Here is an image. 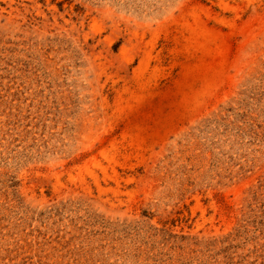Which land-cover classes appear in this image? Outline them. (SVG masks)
<instances>
[{"label": "rangeland", "instance_id": "rangeland-1", "mask_svg": "<svg viewBox=\"0 0 264 264\" xmlns=\"http://www.w3.org/2000/svg\"><path fill=\"white\" fill-rule=\"evenodd\" d=\"M0 264H264V0H0Z\"/></svg>", "mask_w": 264, "mask_h": 264}]
</instances>
